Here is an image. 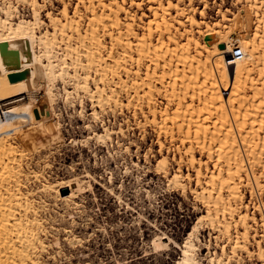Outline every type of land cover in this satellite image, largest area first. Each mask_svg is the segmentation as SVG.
Returning <instances> with one entry per match:
<instances>
[{
    "label": "bare ground",
    "instance_id": "bare-ground-1",
    "mask_svg": "<svg viewBox=\"0 0 264 264\" xmlns=\"http://www.w3.org/2000/svg\"><path fill=\"white\" fill-rule=\"evenodd\" d=\"M0 1V264H44L41 254L50 246L46 202L23 191L25 180L43 174L25 170L36 147L27 133L18 139L35 126L20 120L15 104L37 107L35 97H21L17 88L36 90L45 82L51 96L63 83L65 102L79 100L80 113L88 100L90 118L101 124L102 132L86 124L89 136L73 145L114 147L113 135L125 130L106 123L107 111L131 110L142 139L148 127L154 130L162 156L155 175L203 207L177 264H199L207 230L220 250L208 255L209 264L246 258L264 264V0H235L243 1L242 14L230 17L229 8L219 7L216 18H209L207 0H56L58 12L47 9L52 0ZM236 47L243 57L228 62ZM58 186L45 178L42 191L61 196ZM145 192L152 201L155 195ZM66 230V242L82 243ZM53 243L60 246L58 236Z\"/></svg>",
    "mask_w": 264,
    "mask_h": 264
},
{
    "label": "rangeland",
    "instance_id": "rangeland-1",
    "mask_svg": "<svg viewBox=\"0 0 264 264\" xmlns=\"http://www.w3.org/2000/svg\"><path fill=\"white\" fill-rule=\"evenodd\" d=\"M207 1L211 8L209 18L218 16L219 7L224 11L229 8L230 17L246 10L243 1L241 4L235 0L236 4L233 0ZM200 2L196 5L202 9ZM60 7L56 0H52L47 9L58 12ZM30 12L28 7L21 10L26 15ZM45 14L46 11L43 19L48 22ZM47 85L48 82H45L44 87L36 90L21 84L17 88L21 97H35L37 107L26 106L20 99L15 101L20 120L34 123L35 126L31 130L23 129V135L18 139L24 140L27 133L36 147V154H29L28 158L31 159L26 158L23 162L25 170L30 168L43 173L38 180L32 177L25 180L26 188H23V191H33V197L38 202H46L42 216L50 229L47 238L50 246L41 254L43 263L177 264L184 241L203 207L196 204L191 195L186 199L181 192L167 188L163 175H155L154 167L162 156L158 153L154 130L148 127L146 139H142L140 130L135 128L131 110H124L116 116L107 111L101 113L106 123L114 130H118L119 125L125 130L124 135H113L114 147L107 149L95 144V141H91V148L73 145L71 140L89 136L86 124L90 122L97 132H102L101 124L90 118L92 104L88 100H85V112L80 113L79 100L74 99L73 105L65 102L63 83H57L55 96L47 93ZM126 119L132 127L129 130ZM39 128L46 134L37 133ZM128 145L129 150H126ZM109 150L119 154L112 158ZM125 168L129 169V173H124ZM109 172L113 173V186L109 183ZM45 178L52 185L59 184L61 196L56 191L49 194L42 191ZM122 183L123 187L120 188ZM110 187L113 188L112 194L108 192ZM260 187L258 185L255 190L258 191ZM145 190L155 195L152 201L146 198ZM120 195L122 206L119 205ZM262 198L264 200V195ZM249 199L250 194L247 193ZM71 228L74 236L80 237L82 242L76 243L75 247L66 242V229ZM208 233L209 230L200 235L199 264H209L208 255L215 249L220 252L213 238L209 242ZM57 236L60 246L53 243ZM245 264L261 263L246 258Z\"/></svg>",
    "mask_w": 264,
    "mask_h": 264
},
{
    "label": "built area",
    "instance_id": "built-area-1",
    "mask_svg": "<svg viewBox=\"0 0 264 264\" xmlns=\"http://www.w3.org/2000/svg\"><path fill=\"white\" fill-rule=\"evenodd\" d=\"M243 57L242 49L240 47H236L233 51V54L231 55V59L228 60L232 62H236L240 60Z\"/></svg>",
    "mask_w": 264,
    "mask_h": 264
},
{
    "label": "water",
    "instance_id": "water-1",
    "mask_svg": "<svg viewBox=\"0 0 264 264\" xmlns=\"http://www.w3.org/2000/svg\"><path fill=\"white\" fill-rule=\"evenodd\" d=\"M219 47H220V48H224L225 46H224V44H220ZM13 79H14V80H17V79H19V77H18V76H13Z\"/></svg>",
    "mask_w": 264,
    "mask_h": 264
}]
</instances>
